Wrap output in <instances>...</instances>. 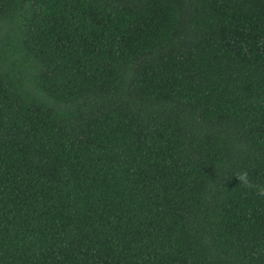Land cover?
<instances>
[{
    "label": "trees",
    "instance_id": "trees-1",
    "mask_svg": "<svg viewBox=\"0 0 264 264\" xmlns=\"http://www.w3.org/2000/svg\"><path fill=\"white\" fill-rule=\"evenodd\" d=\"M264 0H0V264H264Z\"/></svg>",
    "mask_w": 264,
    "mask_h": 264
},
{
    "label": "clouds",
    "instance_id": "clouds-1",
    "mask_svg": "<svg viewBox=\"0 0 264 264\" xmlns=\"http://www.w3.org/2000/svg\"><path fill=\"white\" fill-rule=\"evenodd\" d=\"M243 187L253 189L258 197L264 198V184H254L250 179L248 172L242 171L234 174Z\"/></svg>",
    "mask_w": 264,
    "mask_h": 264
}]
</instances>
